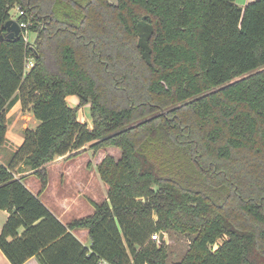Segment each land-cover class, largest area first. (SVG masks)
I'll use <instances>...</instances> for the list:
<instances>
[{"label": "trees", "instance_id": "16d2710c", "mask_svg": "<svg viewBox=\"0 0 264 264\" xmlns=\"http://www.w3.org/2000/svg\"><path fill=\"white\" fill-rule=\"evenodd\" d=\"M15 4L30 41L2 36ZM21 89L38 123L0 162L11 264H166L151 235L169 229L195 235L175 264H264V0H0V145ZM87 143L120 154L96 165L106 197L64 224L40 199L46 164Z\"/></svg>", "mask_w": 264, "mask_h": 264}, {"label": "rangeland", "instance_id": "374dc122", "mask_svg": "<svg viewBox=\"0 0 264 264\" xmlns=\"http://www.w3.org/2000/svg\"><path fill=\"white\" fill-rule=\"evenodd\" d=\"M110 3L115 4L117 0H108ZM254 1V0H235L236 4L244 7L247 3ZM20 7L18 5H13L9 9V15L11 19L17 18L19 14ZM33 38V35H31ZM19 100L9 109L6 111V121H7V127L10 125V128L13 129V132H19L21 128L27 126L26 128H34L36 124L34 125L33 120H35L36 123L38 121L32 117V112L30 111V98L27 96L26 91L21 89L18 93ZM65 102L67 103L68 106L72 108H76V117L77 120L80 121L81 123H84L86 127L91 128L92 125V120H91V115H90V103L86 102L84 104L78 105V98L76 95L69 94L65 97ZM18 121L20 122V129ZM34 125V126H33ZM25 129H22V133L24 132ZM15 143L16 140H10L9 143H4L0 149V152L3 153L5 156L9 155V160L11 159L12 154L16 150L14 146V149H12V142ZM91 143L85 144L83 147L80 149L76 150L75 152H78L77 155L69 160L66 161H61L60 164H57L56 162H48L46 166L48 167L47 172H48V190L49 194L53 192L52 190L55 187L56 184V176H57V170L60 168H63L67 165L68 162V167L67 168H77L80 167L79 174L74 177L75 180L79 181L80 179L85 178V170L88 171L90 169L94 170L96 173V164L98 160L102 157H104L106 154H111L115 158H117L120 154V150L116 147L113 146H107L104 148H101L98 151H95L90 148ZM19 146V144H18ZM17 146V147H18ZM8 153V154H7ZM74 153V152H73ZM54 161V160H53ZM95 165V166H94ZM27 169V167H23V165L18 164V166L14 167V172L18 173L23 170ZM89 172V171H88ZM98 174V173H97ZM31 179L36 180L37 178L35 176H32ZM72 185L74 186V182H72ZM99 188V187H98ZM97 197L102 199L101 197L103 195H106V191L104 187L97 189ZM71 195H74V191H69ZM86 196H89V193H87L85 196H80L79 199L80 201L86 203L87 205L85 208L79 212L73 210L72 214L70 217H79V216H84L87 215L88 213V208L93 207V205L87 201ZM92 196V195H91ZM93 197V196H92ZM95 197V196H94ZM43 200H46L49 202V198L46 196V194L42 197ZM96 198V197H95ZM164 242L167 245V263L166 264H175L176 262L180 261L186 254V252L189 250L191 246V242L193 241L195 235L194 234H188V233H181L177 230L174 229H169L167 231H164ZM221 240L217 241V244L214 245L216 247Z\"/></svg>", "mask_w": 264, "mask_h": 264}, {"label": "crops", "instance_id": "0c3cea01", "mask_svg": "<svg viewBox=\"0 0 264 264\" xmlns=\"http://www.w3.org/2000/svg\"><path fill=\"white\" fill-rule=\"evenodd\" d=\"M19 123L20 122L18 121V124ZM33 123H34V125L37 124L35 122V120H33ZM20 125L21 124H19L18 129H20ZM26 127L27 126L21 128V130H19V132L15 133V132H13V129L10 128V125H8L4 143L5 144L9 143L10 140H13V139L16 140L15 142H18V143H16V145H14L15 143H13L11 141L13 144L11 151L14 149V146H16L15 147V149H16L18 144L19 145L21 144V142L23 140L22 129H25ZM4 143L2 145H0V149L3 145H5ZM99 160H98V162H99ZM56 161H57V164H60L61 161H66V160H64L62 157H58L52 162H56ZM0 162L6 165L9 162V155L5 156L3 153L0 152ZM97 163L95 162L94 164L97 165ZM67 167H68V162H67V165L65 167L57 170L58 172H57V176H56V184H55L54 189L52 190L53 192H51L49 194V190H48L49 185L47 184L45 191L40 195L41 201L64 224H67L73 218H75V217H70L73 210L79 212V211L83 210L85 208V206L87 205L86 203L80 201V199H79L80 196H85L87 193H89V197H88L89 199H92L94 201H98L99 198L97 197V194H98L97 189L104 187V189L107 193V185L104 184L100 180L99 175L97 174V170H96V173L92 169L88 170L89 172L85 170V178L77 181V180H75L76 177H74V176L80 175L79 174L80 167H77V168H72V167L67 168ZM95 168H96V166H95ZM46 169H48L47 166H46ZM28 172H29V170L25 169L21 172L15 173V176L20 177L24 174H27ZM29 178H30V176L27 175L23 181L31 191L36 192L37 191L36 180H33V179L30 180ZM72 182H74V184H75L74 186L72 185ZM69 191H74L75 194L71 195L69 193ZM45 194L49 198V202L46 200H43L42 197ZM98 196H99V194H98ZM105 197H106V195H103L101 198L104 199ZM88 198L86 197V199H88ZM102 199H100V200H102ZM93 210H94L93 207H89L87 215L91 214L93 212ZM7 216H8L7 211L0 209V230H1L5 220L7 218ZM79 217H81V216H79ZM72 233L83 244H85L86 246L89 245L90 240L88 238V234H87L86 229H74V230H72ZM0 264H11L9 262V260L7 259V257L5 256V254L1 250H0ZM23 264H40V262L35 256H32V257H29Z\"/></svg>", "mask_w": 264, "mask_h": 264}, {"label": "built area", "instance_id": "2783aa9c", "mask_svg": "<svg viewBox=\"0 0 264 264\" xmlns=\"http://www.w3.org/2000/svg\"><path fill=\"white\" fill-rule=\"evenodd\" d=\"M23 14V11L22 10H19V14L18 15H22ZM18 23H19V26H20V32L22 33L23 35V38L27 41H30L31 39V32L27 29V26L29 24L28 22V19L26 21H22V20H18L17 18H15ZM33 65V60L31 58H29L27 61H26V64H25V68L26 69H29L31 66ZM151 240L157 242V243H160V233L159 232H155L154 234L151 235ZM98 264H109L107 263L105 260H100L98 262Z\"/></svg>", "mask_w": 264, "mask_h": 264}, {"label": "water", "instance_id": "95a60500", "mask_svg": "<svg viewBox=\"0 0 264 264\" xmlns=\"http://www.w3.org/2000/svg\"><path fill=\"white\" fill-rule=\"evenodd\" d=\"M5 32L2 36L6 37V38H12L14 36L19 35L20 33V26L19 23L16 19H8L5 24ZM164 241V233L161 232L160 233V242Z\"/></svg>", "mask_w": 264, "mask_h": 264}]
</instances>
